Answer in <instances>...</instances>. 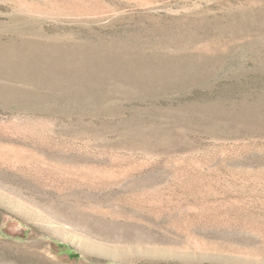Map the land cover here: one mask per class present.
I'll return each mask as SVG.
<instances>
[{
    "label": "rangeland",
    "instance_id": "obj_1",
    "mask_svg": "<svg viewBox=\"0 0 264 264\" xmlns=\"http://www.w3.org/2000/svg\"><path fill=\"white\" fill-rule=\"evenodd\" d=\"M0 264H264V0H0Z\"/></svg>",
    "mask_w": 264,
    "mask_h": 264
}]
</instances>
